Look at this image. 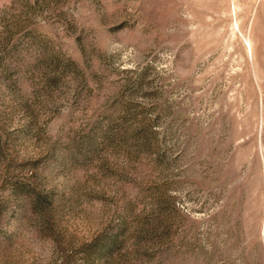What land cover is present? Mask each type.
I'll use <instances>...</instances> for the list:
<instances>
[{
    "label": "rangeland",
    "instance_id": "rangeland-1",
    "mask_svg": "<svg viewBox=\"0 0 264 264\" xmlns=\"http://www.w3.org/2000/svg\"><path fill=\"white\" fill-rule=\"evenodd\" d=\"M0 264H264V0H0Z\"/></svg>",
    "mask_w": 264,
    "mask_h": 264
}]
</instances>
